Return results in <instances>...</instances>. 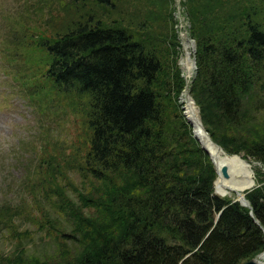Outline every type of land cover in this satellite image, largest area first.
I'll use <instances>...</instances> for the list:
<instances>
[{
    "label": "trees",
    "instance_id": "1",
    "mask_svg": "<svg viewBox=\"0 0 264 264\" xmlns=\"http://www.w3.org/2000/svg\"><path fill=\"white\" fill-rule=\"evenodd\" d=\"M123 1L60 0L55 33L26 36L29 49L14 55L34 66L40 48L49 87L32 83L30 105L57 113L67 97L86 138L62 157L48 151L58 140L40 137L31 189L40 212L0 206V236L17 241L0 264H241L264 251V171L245 192L250 207L217 193L216 167L180 108L171 0L138 22ZM183 6L197 44L189 91L205 129L226 152L264 164V0ZM40 194L56 196L49 208ZM23 219L51 251L27 254L34 236Z\"/></svg>",
    "mask_w": 264,
    "mask_h": 264
},
{
    "label": "rangeland",
    "instance_id": "2",
    "mask_svg": "<svg viewBox=\"0 0 264 264\" xmlns=\"http://www.w3.org/2000/svg\"><path fill=\"white\" fill-rule=\"evenodd\" d=\"M184 1L171 0L174 16L179 21L175 27L177 40L179 41V45H175L177 51L175 56L183 73H185L184 66L180 64V60L183 59L182 53L184 55V52H182V39L178 32V24L181 18H183L185 29L188 30L190 36V21L185 13ZM158 2V0H156V3H154V0H126L122 2V5L121 2L118 5L134 12L137 15L134 18L138 22L144 17V15L138 16L140 10L146 12L148 9L154 12V9L157 10L159 6ZM145 4L146 8L143 7ZM65 16L60 0H0V206L8 202L23 204L27 206L25 212H31L32 210L36 214L40 212L32 202L31 189H33L32 186L37 180L34 170L40 161V156H38L41 145L40 137L44 132L53 141H59V147L54 146L53 149L49 147L48 151L52 153L58 151L62 157L69 156L72 152V146H80L86 138V127H84L83 118L78 114H73V108L67 106V103H69L67 97H61V102H64L65 107L57 113L50 106L41 114L40 109H36L32 103L30 105V95L33 93L31 90L32 83L49 87L45 82V78L41 76L44 65L42 54H40L42 51L38 50L40 48L37 47L34 66H32L30 59L26 61L24 58L22 61L14 57L17 50L22 52L29 49L25 43L26 36L29 39L31 35H38L40 31L47 36L55 33V27L60 24ZM150 22L154 23V27L159 29L160 21L158 22L152 18ZM190 38L192 42H196L193 37L190 36ZM195 42L194 48L197 45H195ZM191 55L192 58H196L194 49L191 51ZM195 73L196 69L192 76ZM182 94L183 92L179 95L178 102L181 105L180 108L184 111ZM247 160L252 163L254 178L256 170L262 169L264 171L263 163L253 159ZM43 171L42 168L38 174ZM70 175L72 181L75 179L76 183L81 184L80 177L74 175L72 171H70ZM230 196L235 199L238 198L237 194H230ZM42 197H40L43 200L42 206L47 208L51 206V202L56 198L53 194H50L47 200L44 196ZM21 224L23 229L31 230L34 236L33 241L23 240V243L26 244L27 254H42L45 251L52 250V242L46 239L41 240L40 237L43 235L41 236L42 233L37 231V226L32 221L23 219ZM16 249L17 241L15 239L0 236V251L2 253L11 255Z\"/></svg>",
    "mask_w": 264,
    "mask_h": 264
},
{
    "label": "bare ground",
    "instance_id": "3",
    "mask_svg": "<svg viewBox=\"0 0 264 264\" xmlns=\"http://www.w3.org/2000/svg\"><path fill=\"white\" fill-rule=\"evenodd\" d=\"M180 20L181 21L178 24V32L180 38L182 39V52H184V55L182 53L183 59L180 60V64L184 66L183 68L185 73L182 71V75L186 80V87L181 97L184 103V111L193 124L195 133L199 140L202 142L203 146L212 153L213 159L215 160L218 168H220L224 163L229 166V178L219 176L216 180L215 186L217 191L226 195L237 194L238 198H243L245 197V191L240 190L252 186L255 182L252 163L245 159L243 155H240V153L230 154L226 152L211 138L204 128L199 109L189 91L191 82L194 78V74L192 76V73L196 69L194 58H192L191 55V51L194 49V42L191 41L187 32L188 30L185 29L186 26L184 24L185 22H183V18ZM178 22L179 21L177 20V23ZM257 259L264 262V251L257 256Z\"/></svg>",
    "mask_w": 264,
    "mask_h": 264
},
{
    "label": "water",
    "instance_id": "4",
    "mask_svg": "<svg viewBox=\"0 0 264 264\" xmlns=\"http://www.w3.org/2000/svg\"><path fill=\"white\" fill-rule=\"evenodd\" d=\"M194 50H195V48H194ZM196 62V61H195ZM199 109V108H198ZM199 111H200V109H199ZM184 114L186 115V113H185V111H184ZM187 117V116H186ZM187 120L191 123V121L189 120V118L187 117ZM192 124V123H191ZM207 131V130H206ZM193 132H194V136L199 140V138H198V136L196 135V133H195V130L193 129ZM207 133H208V131H207ZM209 134V133H208ZM200 141V140H199ZM200 143H201V145L203 146V144H202V142L200 141ZM220 146V145H219ZM222 147V146H221ZM203 148L210 154V157H211V159H212V161H213V163H214V165H215V167H216V170H217V173H218V177L219 176H222V177H224V178H229V176H230V172H229V166L226 164V163H224V164H222V166L220 167V168H218V166H217V164H216V162H215V160L213 159V156H212V153L207 149V148H205L204 146H203ZM217 177V178H218ZM217 180V179H216ZM215 183H216V181H215ZM255 185V182H254V184L252 185V186H250V187H246L245 189H241L240 191H242V190H244V191H247V190H249V189H251L253 186ZM215 191L217 192V193H219L216 189H215ZM220 194V193H219ZM220 195H222V196H225L226 194H220ZM245 198V199H244ZM235 200H238V201H240V203L242 204V205H244V206H248V207H250V202L248 201V199L246 198V197H241V198H237V199H235ZM258 222V221H257ZM260 254V253H259ZM258 254V255H259ZM257 255V256H258ZM257 256H255L254 258H251V259H249V260H246V261H244V262H242L241 264H264V262H261V261H259L258 259H257Z\"/></svg>",
    "mask_w": 264,
    "mask_h": 264
}]
</instances>
